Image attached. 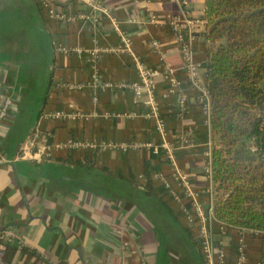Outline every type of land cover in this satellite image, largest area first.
Here are the masks:
<instances>
[{
	"label": "crops",
	"instance_id": "obj_1",
	"mask_svg": "<svg viewBox=\"0 0 264 264\" xmlns=\"http://www.w3.org/2000/svg\"><path fill=\"white\" fill-rule=\"evenodd\" d=\"M188 2L208 88L206 0ZM49 8L87 17L68 23ZM175 18L176 0H0V83L14 102L0 127V237H13L2 264H206L202 233L225 264L236 263L238 233L249 232L222 230L214 218L215 138ZM121 35L150 70L173 71L155 79L165 137L145 117V95L100 87L140 82L129 54L93 62L95 49L118 48ZM59 111L82 117H50ZM126 143L135 147L116 148ZM245 254L244 264H259L264 236L246 235Z\"/></svg>",
	"mask_w": 264,
	"mask_h": 264
},
{
	"label": "trees",
	"instance_id": "obj_2",
	"mask_svg": "<svg viewBox=\"0 0 264 264\" xmlns=\"http://www.w3.org/2000/svg\"><path fill=\"white\" fill-rule=\"evenodd\" d=\"M205 18L214 218L264 236V0H206Z\"/></svg>",
	"mask_w": 264,
	"mask_h": 264
},
{
	"label": "built area",
	"instance_id": "obj_3",
	"mask_svg": "<svg viewBox=\"0 0 264 264\" xmlns=\"http://www.w3.org/2000/svg\"><path fill=\"white\" fill-rule=\"evenodd\" d=\"M179 5L182 7V19L179 20L178 18L173 19L172 21V28L175 32L177 37V41L180 47V52L184 58L185 69L187 71L188 77L193 85L200 94H201V101L203 103V107L206 113L210 114L211 110V98L210 92L207 87L202 85L199 75L200 66L194 60V53H193V42L196 40V20L191 18L189 12V2L188 0H176ZM48 7V5H46ZM49 10L50 17H56L61 20H65L68 23H72L78 19H86V15L82 14L79 16H71L66 14H56L51 8ZM95 10L103 13L106 17H109V13L107 9H104L100 6V4L95 5ZM155 20V17H152ZM118 30V28L116 29ZM68 53V51H65ZM102 52H111L116 54H129L133 56L135 67L138 71L140 82L135 84H120V85H113V84H105L101 85L102 89L106 88H118V89H129L132 90L136 97H141L145 95L146 99L144 100V105L147 108L145 113L146 119L153 121L154 128L158 134L162 137L166 135V126L165 121L162 118L160 113L159 106L156 101V88H155V79L160 76L162 73L168 79L171 78L173 71L170 69H166V71H153L150 70L140 59L136 58L132 52V42L126 35H121V45L115 49H109L107 51H102L100 49H95L93 51V62L95 63L98 57L102 54ZM168 70V71H167ZM75 88V87H74ZM78 89H82V86H78ZM183 103V102H181ZM14 105L12 96L9 93L8 88L0 83V127L3 121L8 116L10 110ZM50 117H55L58 119H79L82 117L80 113H65L63 111L56 112L54 115H50ZM212 144V143H211ZM152 146V145H150ZM166 147V145H164ZM212 146V145H211ZM135 145L133 144H121L118 145L116 148L127 151L131 148H134ZM169 150L168 148H166ZM183 182H186V178H181ZM214 209V206H213ZM221 224V223H220ZM222 230L226 229V226L222 224ZM225 234V233H223ZM246 235L257 236L260 235L259 233H238V247H237V255H236V263L235 264H244L246 260ZM6 240V245L0 244V264H2L5 254H6V246L7 244L11 243L13 240L12 234L7 233L5 236L0 237V239ZM201 249L204 257V261L206 264H225V252L223 249H220L218 253H216L213 240L211 237V233H202L201 239ZM259 264H264V256L262 257Z\"/></svg>",
	"mask_w": 264,
	"mask_h": 264
}]
</instances>
